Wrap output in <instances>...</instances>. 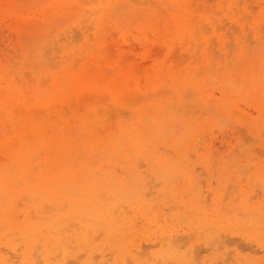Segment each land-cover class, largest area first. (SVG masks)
<instances>
[{
    "label": "rangeland",
    "instance_id": "obj_1",
    "mask_svg": "<svg viewBox=\"0 0 264 264\" xmlns=\"http://www.w3.org/2000/svg\"><path fill=\"white\" fill-rule=\"evenodd\" d=\"M15 1L19 4L21 13H24L23 16L28 18L24 22L25 25L27 23L28 29L23 30L18 27L14 19H10V16L0 15V98L4 96L3 102L0 101V146L13 144L21 136H25L32 124H35L29 123L31 121L30 115L34 114L35 116L52 118V122L47 123V126H54V131L59 132L63 137L69 135L70 128L72 129L76 123H61L60 116L54 108L57 107V110L62 109L60 102L66 101L63 111L67 117H70L72 116V105L78 112L79 109L82 110L81 114L86 113L85 105L79 108L76 96L73 93L62 94L61 96L58 93L54 95V97L57 96L56 99L53 96L46 98L50 101V106L53 107L47 110L37 103V97L34 93L38 81L41 86L46 84L42 86L43 88H50L52 79L49 76L48 79L47 75L50 72L58 73L62 66H66L70 61L75 62L76 58L78 60L75 64H86L89 75L99 73L98 67H102L110 69V72L113 70L114 74L111 77H115L117 73H120L124 80L133 78L127 91L136 90L135 94H126V97L129 98L130 96V99L124 103L129 108L139 109V115H149L151 113L148 110H141L144 101L139 97L140 94L142 95L148 90L149 95L153 94L149 100L158 105L164 102L172 103V107H175V109L174 111L166 109L163 112L156 109L155 113L149 115V121L146 118L143 120L146 126L144 131L149 132L150 135L154 134L155 142L144 147V153L141 156L129 154V157H125L123 152L114 159L108 156L104 161L98 155L92 158L91 155L87 156V151L82 148L76 150L73 147L74 152L61 159L64 162L61 168L76 170L79 163H85L89 170L84 171L74 180L71 179L70 175H66L63 183H59L57 180L52 181L51 188H55L58 194L57 197L35 190L39 173L41 172L47 176V165L43 163L39 165V162L45 157L44 154L40 152L36 161L29 158L31 169L26 174V179L21 182L24 175L17 178L21 174L19 171H15L14 178L17 179L11 183L10 188L14 192L7 196L0 192V248L3 249L0 250V257L4 260L3 263L0 260V264H66L68 260L70 262L75 261L76 264H85L88 254L94 256L104 251V254L107 255L110 249L114 250L113 255L108 254L105 257L109 264H122L118 259H120V254L123 251L126 252L124 258L126 256L129 262L131 260L129 263L128 259H124L123 264H264V182L260 178L262 175L264 176V170L259 169V167L264 166V137H262V135L264 136V130L259 129V127L255 128L251 132V141L248 144H242L239 135L236 133V127H234L237 126L236 118L228 120V125H223L227 122L225 116H228L226 114L222 115L221 112L227 111L226 107L221 108L222 110L216 109V103L209 110H205L206 105L201 102L204 97L212 95L221 97V84L218 78L228 77V70L230 75L236 73L237 80L241 81L244 74L256 65L259 67L264 60V33H259L262 31V27L264 28V20L261 23L259 22L260 24L257 27H252L254 18L261 20L264 17L263 10L259 6L264 0H241L240 4L238 2L240 0H186L184 4L187 5L185 7L187 11L182 10V8L180 10L175 9V11L177 10L176 14L174 13V0H139L140 3L147 2L146 4H140L139 2L138 4L133 0H109L114 1L119 9L120 16L117 18L116 16L102 17L104 13L99 6L100 0H94V2L93 0H77L78 2L72 8V11L79 15L73 17L61 16L63 18L56 19L53 22V19L48 18L49 12L44 10V6L56 0ZM150 1L151 3H149ZM72 4L71 0H67L66 3L58 2L55 6L56 12L61 14L65 7ZM250 5L253 8H250ZM236 6L238 8H235ZM243 8H248L251 12L249 20L248 16L242 12ZM41 10L45 12L41 13ZM123 13H127L130 18ZM151 13L160 15L162 21H160L159 26H145V28L137 26L139 19H144L143 16ZM44 14L45 22L43 21ZM172 15L185 19L184 21L190 19L194 26L201 30L197 35L199 40L197 39V42L194 43L189 42L184 37L172 36L173 31L170 32V30L175 26ZM244 15L246 17L243 18ZM241 17L243 20H241ZM224 19L225 21H222ZM138 24L140 23L138 22ZM202 25H206L207 29L204 26L203 31ZM232 25L239 30L238 33L240 32L241 35H237V30L234 28L235 31L230 29V26L233 27ZM39 27L41 28L38 30ZM216 28L218 29L216 30ZM228 28L229 30H227ZM205 30H209V32H205ZM75 31L80 33L77 32L79 35L77 42L72 41L73 38H71ZM111 32L116 35L111 34ZM225 32L232 34V42ZM51 33L53 38H51ZM250 37L252 42L254 41L252 44L249 42ZM100 38L103 41L101 45H98ZM212 38H214V43ZM248 38L249 41L246 42L245 40H248ZM163 41H166L168 47L163 45ZM54 42H56L57 49ZM227 42L233 44L232 46L229 43V46H232L234 52L231 48L229 50L226 47ZM215 43L217 45H214ZM209 45L212 48L215 46L214 49L212 50ZM247 45H251V48ZM156 46L159 47L156 49ZM208 46L210 52L207 51ZM48 47L50 52L49 49L47 50ZM153 47H155V50H153ZM42 50L49 52V54L44 55ZM54 50L59 51L54 52ZM195 51H198L199 55H196ZM247 51H249L248 54ZM212 52L215 53H213L214 56ZM192 55H194V58ZM220 55H222V58ZM87 56L94 60L88 59ZM128 56L134 58L128 59L126 62L122 61ZM226 60H229L227 62L230 67L226 65ZM107 62H110V65L106 64ZM125 63L128 64L127 67H124L126 66ZM94 64H97L98 67L93 66ZM171 73L181 78L192 73L193 79L190 77L192 81H201L204 78L207 80L206 96L194 89L196 95L187 100L195 104L191 112L189 109L188 112L179 109V94L169 93L172 91L170 88L172 76L169 75ZM209 76L215 78L214 83L218 82L214 87L213 84L211 86L212 80L208 79ZM156 77L161 78V80L153 84L155 80H158ZM137 84H140L141 87H138ZM152 84L155 87H152ZM155 89L158 92L156 95L153 93L156 92ZM166 89L169 92L165 93ZM161 90L165 92L162 93ZM47 91L51 92V88ZM80 98L88 104L95 102V98L87 93ZM137 98L138 101L134 102ZM107 99L105 98L103 102L106 104L111 103L110 96ZM203 101L205 103L206 100L203 99ZM241 102L243 103L241 104ZM110 108H112V112L109 116L113 115L111 117L114 118L117 115L115 113H119V109L117 107ZM236 108L240 112H244L243 109H245L253 113L254 117L259 118L258 106L256 103L247 101L246 98H238ZM195 109L199 112L194 111ZM183 114H185L186 119L194 123L195 127L200 118V120L207 123L205 129L201 128L193 135L186 134L184 125L180 123V120L184 119ZM262 114L263 120L260 124L264 125V109ZM153 117L159 118L157 120ZM150 119H153V121ZM110 120L111 122L104 123L105 128L103 131L105 133H102L100 129H94V135H111L115 128L112 122L114 119ZM229 121L235 125L231 123L232 126H230ZM177 123L179 127H177ZM252 124L249 123L248 125L251 127ZM258 124L254 123L253 126ZM63 125L68 126L61 130ZM174 129L179 131L175 130V132ZM167 130H170L168 132L169 136L158 135L165 131V134H167ZM207 135H210V137ZM203 137L205 140H203ZM83 138L86 140L82 147H85L88 137ZM197 138H201L200 141L202 140L203 145L200 142L197 143ZM237 145L242 147H239L240 149H246L243 155L237 149L239 155H234L235 158L227 155L235 153ZM192 146L204 150L198 151L195 149V153V151H191L194 149ZM208 146H212L213 149L210 151ZM160 148L167 151L165 153L164 151L161 152ZM253 149L256 152L261 149L263 154L260 156V153H255L252 151ZM189 151L193 157L189 154ZM213 152L214 155L211 154ZM210 155L213 159H210ZM214 157H217L216 159L221 162H218ZM159 158H162L165 163H160ZM246 158H249V161ZM234 159L239 160L236 162L237 164ZM0 162L8 164L13 170L15 168V163L11 160L7 162L1 152ZM246 162H248L247 166L249 163H253L250 164L252 168L248 166L250 169L248 171L245 169L247 166L244 165ZM233 163L236 165H233ZM195 165L199 169L195 168ZM243 165L245 168H242ZM240 168L244 169L246 173ZM234 171L236 172L234 173ZM201 172L204 174H200ZM189 175L194 178L195 183L189 182ZM231 177L234 186L229 188ZM201 179L204 181L198 182ZM89 184L91 187L96 188L95 192L90 193L86 189ZM24 188L25 192H21ZM225 191L227 197H225ZM112 193L117 194V197ZM155 196L161 204L157 203L159 200H155L157 201L155 204V201L152 200L153 197L156 199ZM85 199L88 201H85ZM93 201H98L100 205H105L104 207L122 202V207H119V211L116 210L114 216L121 219L123 217L121 214H125L128 217V223L117 233L111 235L105 222L96 217L92 206ZM170 205L173 206L171 211L168 210ZM162 207L167 210H162ZM8 208L13 215V222H10V224L4 222V213ZM122 208L123 210H121ZM206 218L216 219V221L207 223L204 220ZM258 219L263 221L259 230L254 229L251 225V222ZM130 220L134 223L132 229H128ZM54 221L57 222L54 223L56 226L52 224ZM48 225L52 226L51 230L47 228ZM162 230L173 232L177 243H180L179 240L187 239L188 235L192 237L188 236L190 239L183 241L188 243H185L184 248H181L183 246L178 248L180 252L174 247L169 251L166 245L163 246V243H158L161 240L160 238L166 235H162ZM85 231L92 238L91 245L77 242V236ZM221 234L223 236L220 237ZM180 236L186 238L181 239ZM50 237H57L60 240L59 247L62 251L54 254L49 253L50 246H46V240ZM176 238L178 241H176ZM228 238H234L235 240L240 238L241 240L239 239V244H237V240V243H232ZM33 240L37 242H33ZM142 243L144 245L148 244V247L149 245L154 247L145 248ZM219 245L220 247H218ZM137 246H140L138 248L140 254L137 252L138 255L135 254L134 258H130ZM175 246L177 247V245ZM202 247L203 250H201ZM16 249H19V251H16ZM48 249L49 252L47 253L46 250ZM186 249L188 252H186ZM194 249L201 251L199 256L196 255L197 259L194 257ZM16 254L17 257H14ZM65 255L70 256L65 259ZM80 255L83 256L80 257Z\"/></svg>",
    "mask_w": 264,
    "mask_h": 264
},
{
    "label": "bare ground",
    "instance_id": "obj_2",
    "mask_svg": "<svg viewBox=\"0 0 264 264\" xmlns=\"http://www.w3.org/2000/svg\"><path fill=\"white\" fill-rule=\"evenodd\" d=\"M133 1L135 3H138V2L140 3L139 0H136V1L133 0ZM58 2H64V3H66L67 0H59V1L56 0L55 2H52V3L44 6V10H46V11L49 12L48 18L53 19L52 22L53 21H56V19L63 18L61 16L73 17L75 15H79L76 12L72 11V8H74V6L76 5V3L78 2L77 0H71V3H73V4L70 5L69 7H65L64 8V11L61 14L59 12H56V9H55V6L58 4ZM93 2H94V0H93ZM99 2H100V5L99 6L101 7L102 12L104 13L102 15V17L103 16H108L107 18H110L112 16H116V18H117V17L120 16L119 9H118V7H117V5H116V3L114 1L100 0ZM238 2L240 4L241 3V0L238 1ZM141 3L142 4H144V3L146 4L147 2L144 1V2H141ZM149 3H151V1ZM184 3H186V0H174V4L173 5L175 6V8H174V13L175 14L177 12V10L175 11V9L180 10L182 8V10L187 11L186 8H185V7H187V5L184 4ZM153 4H154V2H153ZM199 6H198V8L201 10V8ZM259 6L261 7V10H263V13H264V1H262L259 4ZM249 7L250 8H253L252 5H250ZM235 8H238V6H236ZM20 10H21L20 9V6H19L18 3H16L15 0H0V15L1 16H10V19L11 18L14 19V21H15V23H17L16 25L18 27H20L23 30H25V29H28V27H27V23L25 25L24 22H26L28 18L24 17L23 16L24 13H21L22 11H20ZM44 10L43 11L41 10V13L42 12L44 13L45 12ZM160 10H162V9H160ZM206 10H208V9H206ZM242 12L245 13L246 16H248V20H249V18H251L250 17L251 16V12L249 11L248 8H243L242 9ZM20 13H21V15H20ZM151 14L150 15L146 14V16H143L144 19H142V18L139 19L138 22L140 24H138V22H137V26H140V28H142V27L145 28V26H149V27L159 26L160 25V21H162L161 18H160V15L159 14L158 15L157 14H154V15L152 14L151 15ZM124 15L129 16L127 13H125ZM136 15H138V14H136ZM246 16L244 15L242 17L244 18ZM43 17H44L43 21L45 22V20H46L45 14L43 15ZM172 17H174L173 18L174 23H175L174 28H176L175 30H174V28H172L170 30V32L173 31L172 32V36H174V37L179 36V37L187 38L189 40V42H191V41L194 42V43L197 42V39H198V36L197 35H199V33L201 32V30L198 27L194 26L193 22L190 21V19H187L186 21H184L185 19H181L180 17H178L176 15H172ZM242 17H241V20H243ZM124 18H125V16H124ZM129 18H130V16H129ZM137 18H138V16H137ZM263 18L264 17H262L261 20H258L257 18H254V21L252 22V27L253 28L257 27L262 22V20H264ZM222 21H225V19L222 20ZM245 21H246V19H245ZM29 22H30V20H29ZM52 22H50V23L53 24ZM202 24H204V23H202ZM34 25H36V24H34ZM225 25H226V23L224 24V26ZM204 26H205V29H207V26L206 25H202V27H203L202 30L203 31H204ZM224 26H222V27H224ZM216 27H217V25H216ZM222 27H220V28L222 29ZM40 28L41 27H39L38 30ZM88 28H91V27H88ZM233 28L235 29L236 27H234V26L231 27L230 26V29H233ZM217 29L218 28H216V30ZM227 30H229V28ZM235 30H237V29H235ZM261 30H260L261 32H259V33H262V32L264 33V28L263 27H262ZM51 31H52V29H51ZM206 31L209 32V30H205V32ZM238 31L239 30L236 31L237 35H241L240 32L238 33ZM77 32L75 31L76 34L73 33V35H72L73 37H71V38H73L72 41H76L77 42V40L79 39V37H78L79 35L77 34ZM112 33H114V32H111V34ZM232 33H233V31H232ZM74 34H75V36H74ZM225 34H227V36L229 35L228 38H230V40L232 39V36H231L232 34L230 35V33H226V32H225ZM60 35L62 36V34H60ZM74 37H76V38H74ZM48 38H49V36H48ZM51 38H53V34H52V37ZM106 38H108V37H106ZM74 39H76V40H74ZM263 39H264V36H263ZM213 40H214V38H212V41ZM52 41H54V40H52ZM102 41H101V38H100L99 41H98V45L99 44L101 45ZM245 41L246 42L249 41V38H248V40H245ZM214 42L215 41H213V43ZM231 42H232V40H231ZM231 42H227V44H226L227 46L225 45L228 49L233 46V44ZM249 42L251 44L254 43V41L252 42V38L251 37H250V41ZM55 43L56 42H54V45H56ZM229 43H230V45H232L231 47L229 46ZM163 45L166 46V47H168L166 41H163ZM214 45H217V44L215 43ZM209 46L207 48V51L208 52H210L209 51ZM247 46H249V45H247ZM255 46H256V43H255ZM46 47H47V45H46ZM157 47H159V46H156V49H157ZM214 47L215 46H213V48L211 47V49L213 50ZM249 47L251 48V45ZM154 48L155 47H153V50H155ZM48 49H49V47L47 48V50ZM51 49H52V47H51ZM56 49H57V45H56ZM254 49H255V47H254ZM55 50H54V52L59 51V50H57V51H55ZM175 50H178V49H175ZM248 50L250 51V49H248ZM48 51L50 52V49ZM249 51H247V54L249 53ZM255 51H256V49H255ZM49 52H44L43 51L44 55L49 54ZM195 52H196V55H197L198 54L197 53L198 51H195ZM232 52H234V50ZM176 53H178V52H176ZM213 53L214 52H212V54ZM214 54H213V56H214ZM183 55H181V56H183ZM89 56H91V55H89ZM89 56H87V58L88 59H92ZM174 56H176V55L174 54ZM221 56L222 55H220V57ZM229 56H231V55H229ZM192 57L194 58V55H192ZM132 58H134V57H132ZM132 58H130V56H128L126 59H123L122 61L126 62V60L132 59ZM184 58H186V57H184ZM198 58H199V56H198ZM221 58H220V60H221ZM77 60L78 59L76 58L75 62L70 61V62L67 63L66 66H62L61 69H60V71L58 73H56V72L55 73L50 72L47 75V77L49 76L52 79V85L50 87L51 88V92L50 91H47L50 88L45 89V88L42 87V86H45L46 84L41 86V83L38 81L36 83V87H35L36 89H35L34 95L37 97V103L39 105H41L42 107H44V109L49 110V109H51L53 107L50 106V101H48V99H46V98H48L49 96H53L54 97V95H56L58 93L60 94L59 96H61L62 94H71V93H73V95L76 96L77 104H79L78 107L79 108H82L85 105L84 107H86V113L85 114H81L80 112H82V110L79 109V112H78L77 110H75L74 106L72 105L71 106L72 107L71 108L72 109L71 110L72 111V116L67 117L65 115L64 111H63V109H64L63 107L66 104V101H61L60 102V106H61L62 109L57 110V107L54 108V110L56 109L55 111L58 112V114L60 116V122L61 123H76L73 126L72 129L70 128L69 135L64 136V137L59 132H55L54 131L55 130L54 126H51V125L47 126V123H51L52 122V118H46V117H43V116H35V114L34 115H30V117H31L30 120L31 121L29 123H35V124L34 125L32 124V127L25 134V136H21L17 140V142H14L13 144L6 145V146L5 145H1L0 146V149H1L0 152L2 153V155L4 156V158L7 159V162H8V160H11V162H14L15 163V168L13 170L11 168V166H9L8 164L3 163V162H0V192H2L4 195L7 196V195L11 194L12 192H14L10 188H11V183L13 181H15V179L21 177L22 175H24L23 176L24 178L23 177L21 178V179H23V180H21V182H23L26 179V176H27L26 174L28 172H30V169H31V167H30L31 163L29 161V158H31L34 161H36L40 152L42 154H44L45 157H44V159L42 161L39 162V165H41V163L47 165V167H48L47 168V176H45L41 172L39 173V177L37 178V186L35 187V190H38L39 192H45V194H49L52 197H57L58 196L57 191L55 190V188H51L52 181L57 180L59 183H63V181L65 179L64 177L66 175H70L71 179L74 180L78 176H80V174L84 173V171H88L89 170L88 167L85 166L86 165L85 163H79L78 167H76V170H74V169L67 170V168H65V167H62L61 168V166L64 165V162H62L61 159L62 158H65L70 153H73L74 152L72 150L73 147H75L76 150H78L79 148H82L84 151H87V156L88 155H91L92 158L93 157H96L98 155L104 161L106 160V158L108 156H110L111 158L114 159L118 155L122 154L123 152L125 153V157H129V154H133L134 156H138V155L141 156L144 153V149L143 148L146 147L148 144L155 142L154 134H151L150 135L149 132L147 133V132L144 131V129L146 130V126L143 123V120L146 118L149 121V117H150L149 115L152 114V113H155L156 109L157 110L160 109L161 112H163L166 109L168 111L171 110V109L174 111L175 107L174 108L172 107L173 106L172 103L164 102V103H161V104L158 105L157 103H154L151 100H149L150 97H152L151 95H153V94H150L149 95V93H148L149 90H148V91L144 92L142 95L140 94L139 97H140V99H142L144 101V105H143V107H142L141 110L142 111L143 110H148V111H151V113H149V115H139L140 114L139 113V109H137V108H129L128 105H126V103H124V102H126V100L129 101V99H130V96H129V98H127L126 97V94H128V95L129 94H132V95L135 94V91L136 90H132V91L129 90V91H127V88L130 85V81H132L133 78H131V79H125L124 80L123 79L124 77L121 76L120 73H117V75L115 77H111L114 74L113 70H112V72H110L111 71L110 69L102 68V67L100 68V67H98L97 64H94L93 66H95V67L97 66L98 67L99 73H97L95 75H93V74L89 75L87 73L88 71L86 70V64H84V65H82V64L81 65L80 64H75L77 62ZM93 60L94 59H92V61ZM107 60H110V59H107ZM179 60H181V59H179ZM122 61H121V63L123 64ZM212 61L214 63V60L213 59H212ZM227 61H229V60H226V62ZM57 64H58V61H57ZM106 64L110 65V62H107ZM180 64L182 65L181 62H180ZM50 65H53V64H50ZM226 65L229 66L228 62H227ZM93 66H92V68H94ZM127 66H128V64H126V66H124V67H127ZM237 67H236V70H237ZM7 69H8V67H7ZM184 70H186V69H184ZM184 70H181V71L185 72ZM10 72L12 73L11 70H10ZM227 72L229 74L228 77L225 76L224 78H221V79L218 78V81L221 84V97H216L215 95H212L210 97H204L203 98L204 100H206L205 103H203L204 102L203 99H202L201 102H202V104H205L206 105L205 110H209V108L211 106H213L214 104H216V103H217V105L215 106L216 109H221L223 107H226L227 111H224V112L222 111L221 112L222 115H225L226 114L228 116V117L225 116V118H227V122L225 124L223 123V125H226L228 123V120H233L234 118H236V120H237L236 125L237 126H234V127H236V133L239 135V138L241 139L240 141H242V144H248L251 141V139H250L251 132L255 128L259 127V129L261 128L262 130H264V125L260 124V122L263 120V118H262L263 117L262 111L264 109V60L262 61V63L260 64L259 67L256 65L255 67H252L248 73L244 74L243 78H241V81L237 80L238 77H236V73H233L232 75H230L229 70ZM223 73H224V70H223ZM28 75H29V73H28ZM169 75L172 76V79H171L172 85L170 87L172 91L169 92L168 89H166V92L164 90L163 91L161 90L162 93L163 92H165V93L169 92V93H173L174 95L179 94V100H180V103H179L180 108L179 109L185 110L187 112H188V109H189V111L191 112V110L195 107V104L192 103V101H187V100L188 99H192L196 95V93L193 91L194 89L198 90L199 93L205 95L206 94V91H205L206 89L205 88L208 86L207 80L204 78L201 81H197V80L192 81L191 80V78L193 79L192 73H191V75L190 74H187L183 78L178 77L176 74H172V73L169 74ZM94 76H96V77L93 78ZM49 77H48V79H49ZM211 77L209 76L208 79L212 80L211 81L212 82L211 83V86L213 84V87H214L216 84H218V82L217 83H214L215 78L213 77L214 78V80H213V78H211ZM156 78L158 80H155L153 82V84L156 83V82H159V80H161V78L159 79V77H156ZM33 80H34V78H33ZM46 80H47V78H46ZM140 84H137V85H139L138 87H141ZM153 84L151 86L152 87H155V85H153ZM85 93H87L90 96L94 97L95 98L94 99L95 102H93L91 104H88L87 102H84L83 99L80 98V97H82ZM153 93H155L154 95L158 94L157 90H156V92H153ZM109 96L112 99L111 103H109V104L104 103L103 100L105 98L107 99V97H109ZM3 98H4V96H2V98H0V101L3 102ZM56 98H57V96L54 97V99H56ZM238 98H241V99L246 98L247 101H249L251 103H256V105L258 106V111L260 112L259 118L258 117H254L253 116V113H251L249 111H246L245 109H243L244 112H240L239 109L236 108V102H237V99ZM136 101H138V98L134 102H136ZM253 101H255V102H253ZM242 103L243 102H241V104ZM243 106H245V105L243 104ZM110 107H114V108L117 107L119 109V111L117 109V111L119 113H115L117 115H115L114 118L111 117L113 115L109 116V114H111V112H112V108H110ZM245 107L247 108V106H245ZM194 111L199 112V110H197V109H195ZM193 115H194V113H193ZM218 115H220V114H218ZM183 116H184V119H181L180 120V123H182L184 125V128H185L184 131L186 132V134L189 133V134H192L193 135L199 129H201V128L205 129V126H206L207 123H205L204 121L200 120V118L198 119V123H196L197 126L195 127L194 123H191L190 120H188V119L185 118L186 117L185 114H183ZM153 118L158 120L159 117H157V118L156 117H153ZM110 119H114V121H112V122H113V125H114L115 130L112 132V134L111 135H107V136H105L104 134H99L98 136H95L94 135V133H95L94 129L95 130L96 129H98V130L100 129V131H102V133H105V131H103L104 128H105L104 123L111 122ZM150 120L153 121V119H150ZM160 121H161V119H160ZM193 121L195 122L196 120H193ZM223 122H225V121L223 120ZM229 122H230L229 123L230 126L235 125L231 121H229ZM37 123L39 124L38 127H37ZM151 123H153V122H151ZM231 123H232V125H231ZM249 123H253L251 125V127L248 125ZM254 123H259V124L256 125V126H253ZM160 125L162 126V124H160ZM177 125H178V123H177ZM67 126L66 125H63V127H61V130L67 128ZM48 127H50V128H48ZM177 127H179V125ZM170 130H173V129H170ZM170 130H167V134H165L166 133V131H165L164 133H161V134L159 133L158 135L160 136V135L163 134V135L166 136V135H168V132ZM175 130L176 129H174V131ZM262 130H260V131L263 132ZM176 131H179V130H176ZM172 134H174V133H172ZM86 136L88 137L87 138V141H86V146L85 147H82L83 144L85 143L84 141L86 140V139L84 140L83 137H86ZM225 136H226V134H225ZM208 137H210V135ZM262 137H264V136L262 135ZM200 139L197 138V143L200 142L201 145H203L202 144V140L200 141ZM203 140H205L204 137H203ZM239 144H241V143H239ZM191 145L192 144L190 143V146ZM222 147L224 148V146H222ZM237 147H235V153H232V155H230V154H227V155H229V156H234L236 154L239 155L237 150H239L240 153L242 152L241 154L243 155V153H244V151H246V149H240L239 148V147H241L240 145H237ZM192 148H194V149H192L191 151L194 152L197 147H195V146L193 147L192 146ZM208 148L210 149V151L213 149L212 146H208ZM243 148H245V147H243ZM160 149H161V152L164 151V153H165V151H167L166 149L165 150H163L162 148H160ZM201 149L204 150L203 148H201ZM201 149L198 147V149H196V150L199 151ZM255 150H256V148H255ZM259 150L261 152L260 151L259 152L258 151L256 152V151H254V149L252 151H254L255 153H260V156H261V154H263V151L261 149H259ZM195 153H196V151H195ZM189 154L192 156V154L190 153V151H189ZM211 154L214 155L215 153L213 152ZM241 154H240V156H242ZM210 157H211L210 159H213V157L211 155H210ZM226 157L228 158V156H226ZM234 158H235V156H234ZM208 159H209V157H208ZM246 159L249 161V158H246ZM255 159L256 158L254 157V160ZM213 161H215V160H213ZM238 161L234 159V162L235 163L238 162ZM159 162L160 163H165V161H163L162 158H159ZM211 162H212V160H211ZM218 162H221V161L219 160ZM215 163H216V161H215ZM235 163H233V165H236L237 164V163L236 164ZM247 163L248 162L244 163V165L247 166ZM251 163H249L248 166H250ZM244 165L242 166V168L244 167ZM141 166H143V165H141ZM195 166H194L195 168H198L197 165H195ZM213 166H214V164H213ZM248 166L246 168L244 167L245 169H247V171L250 170L248 168ZM250 167L252 168V165ZM242 168H240V169L243 172L246 173V171L244 169H242ZM237 169H238V167H237ZM240 169H239V171L241 173H243ZM259 169L264 170V166L259 167ZM15 171H19L20 174H21L17 178L16 177L14 178V174H15L14 172ZM186 172H187V174H189L188 171H186ZM235 172L236 171H234V173ZM200 174H204V173L201 172ZM260 178L264 182V176L262 175ZM203 181L204 180L201 179V181H198V182H203ZM189 182L190 183H195L194 178L190 176L189 177ZM231 182L228 185L229 188H231V187L234 186L233 185L232 177H231ZM150 188H151V186H150ZM86 189H88L90 191V193H93V192L96 191V188L91 187L90 184L87 185ZM21 192H25V188L22 189ZM148 194L149 195H152L150 193H148ZM112 195H114L115 197H117V194H115V193H112ZM225 197H227L226 191H225ZM249 197H251V196H249ZM253 197H254V195H253ZM155 198H156V196H155ZM152 200H154V201L157 200L158 201L159 199L158 198L154 199V197H153ZM85 201H88V200L85 199ZM157 201H155V204H156ZM121 203L122 202H117L116 205L104 207L105 205H100L98 203V201H93V205L92 206H93L94 212L96 213V217L99 218L101 221L105 222V224L108 226V229H109L111 235L117 233V231H119L120 229H122L128 223L127 222V218L128 217H126L125 214H121V215H123V217L121 219H117V217L114 216L116 210L119 211V207L121 206ZM157 203L158 204L159 203L161 204L160 200ZM217 203H219V202H217ZM8 207H10V206H8ZM167 207H169V206H167ZM170 207L168 209L169 211H171V209L173 208V206L170 205ZM123 208H125V207H123ZM123 208L121 210H123ZM174 209H175V207H174ZM162 210L165 211L167 209H165V208L163 209V207H162ZM160 214L163 215L162 213H160ZM12 216L13 215L11 214V210L8 208L5 211V213H4V218H5L4 222H7L8 224H10V222H13ZM167 216L168 215L166 214V217ZM159 217H161V216H159ZM167 219H168V217H167ZM204 220L207 223H211V222H215L216 221V219H210V218H206ZM212 220H214V221H212ZM28 222H29V220H28ZM217 222H220V221H217ZM54 223H57V222L56 221L52 222V224L56 226V224H54ZM129 223H130V225L128 226V229H132L134 227V223L132 222V220H130ZM262 223H263V221L260 220V219H258L256 221L251 222V225H253L254 229H258L259 230L260 227H262ZM47 228L49 230H51L52 229V226L51 225H48ZM164 234H166V235L164 237L160 238L161 240L158 243H163V246L166 245L169 248V251L173 247L178 249V248H180V246H183L181 248H184V246H186L185 243H188V242H185L184 243L183 241H185V240L187 241L188 238H189L188 236H190V235H188L187 236V239H185L183 241L182 240L181 241L179 240L180 243H177V242H175V239H174L175 238V235H174L173 232H171V231H168V232L167 231H163L162 232V235H164ZM221 236H223V235L221 234L220 237ZM191 237L192 236H190V238ZM179 238L184 239L186 237L185 236H183V237L180 236ZM234 238L233 239L232 238H230V239L228 238V239L231 240L232 243H235L236 240L238 241L240 239L239 238V239H236L235 240ZM176 241H178L177 238H176ZM225 241H227V240H225ZM239 241H238V243L237 242L236 243L239 244ZM33 242H37V241L36 240L35 241L33 240ZM46 242H47L46 243V246H50V248H49L50 249V252H49V249H48V250H46L47 253L49 252L50 254H54V253H56L58 251H62L60 249V247H59L60 240H58L57 237H50L49 239L46 240ZM77 242L80 243V244L87 243L88 245H91L92 238L90 237L89 233L87 231H85V232H83V233H81V234H79L77 236ZM157 244H155V245H157ZM174 244L177 245V247ZM143 245L144 244L142 243V246ZM146 245H147V247H146ZM146 245H144L145 248H149V247L153 246V245H151V246L149 245V247H148V244H146ZM81 246H84V245H81ZM218 247H220V245ZM240 247H242V246H240ZM240 247H238V248H240ZM105 248H104V250H105ZM138 248H140V246H137L136 250L133 251L134 254L133 255H130V258H134L135 254L138 255V253H139L138 252ZM0 250H3V249L0 248ZM143 250L145 251V249H143ZM201 250H203V247L201 248ZM242 250H244V248ZM16 251H19V249L18 250L16 249ZM98 251H103V250H98ZM178 251H179V249H178ZM186 252H188L187 249H186ZM193 252H195L194 253V257L195 258H196V255L199 256V254H201L200 253L201 251L199 252L198 249H197V251L194 249ZM113 253H114V250H112V249H110L109 252H108V254H110V255H113ZM64 254H65V252H64ZM124 254H126L125 251H123L120 254V259H118L120 261V263H122V264L125 262L124 259H126V260L128 259V257L126 258V256L124 258ZM147 254H148V251H147ZM107 255L104 254V251L101 252L100 254H96L94 256L88 254L87 257H86V259H85V264H109L108 260L105 259V257ZM176 255H177V253H176ZM187 255H188V253H187ZM227 255L230 258L228 252H227ZM10 256L12 257V255H10ZM69 256L70 255H65L64 258L66 259ZM81 256H83V255H80V257ZM14 257H17V254ZM34 257H36V256H34ZM147 258H149V257H147ZM0 260L3 263L4 260L2 258ZM39 262H41V260H39ZM39 262H37V263H39ZM71 262H73V263H71ZM71 262L68 260L67 263H70V264H74L75 263V261H71ZM128 262H129V259H128ZM130 262H131V260H130ZM224 262H225V260H224ZM168 264H171V263H168ZM218 264H220V263H218Z\"/></svg>",
    "mask_w": 264,
    "mask_h": 264
}]
</instances>
